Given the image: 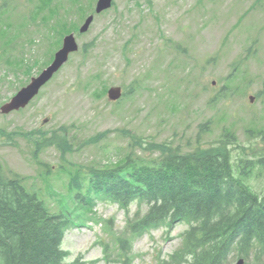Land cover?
<instances>
[{
	"label": "rangeland",
	"instance_id": "1",
	"mask_svg": "<svg viewBox=\"0 0 264 264\" xmlns=\"http://www.w3.org/2000/svg\"><path fill=\"white\" fill-rule=\"evenodd\" d=\"M40 1L8 0L2 5L0 0L12 23L29 21L28 26L22 25L27 30H18L21 38H11L13 44L5 46L0 40V103L48 63L56 45L52 38H45L46 33L50 35L45 29L54 24L69 29L66 19L81 25L86 15L94 13L96 0H59L53 2L56 6L49 2L48 9L56 15L47 22H41L40 16L46 17L48 12H37ZM148 1L113 0L112 7L94 15L87 31L76 36L78 50L39 95L21 111L0 114V129L6 132L0 133V165L6 173L24 176L26 188L37 191L51 211L70 202L61 200L67 171L120 161L121 147L154 156L157 152L151 153V142L179 145L185 151L195 142L209 145L231 131L235 140L230 147L236 159L245 156L241 146L243 152H260L264 136V5L253 10L255 0ZM29 11H36L38 32L31 30L36 24L31 28L30 17L22 16ZM61 18L64 21L59 24ZM84 43L87 47L82 51ZM246 47L248 58H244ZM4 51L34 59L31 74L11 72L10 65L1 61L6 57ZM237 60H243L239 71H232L235 74L226 79ZM115 84L133 86L135 91L109 102L102 89ZM258 92L249 105L247 94ZM208 120L209 130L202 131L200 124ZM60 127L68 134L72 151L61 157L51 146L36 149L41 133L49 136ZM251 127L257 129L254 135L246 132ZM46 165L52 166L49 174ZM247 181L263 194L264 168L256 167L254 175L251 170ZM92 209L99 222L88 220L86 226L65 232L62 247L69 251L65 261L81 256L83 261L98 259L95 264H116L114 237L124 226V214L115 204L99 200ZM108 219V228H104L103 220ZM184 226L178 224L169 232L159 227L136 237L130 253L137 255L130 264H156L155 254L165 256L178 246L177 234ZM99 239L108 245L105 253L96 244ZM104 254L108 261L102 260Z\"/></svg>",
	"mask_w": 264,
	"mask_h": 264
},
{
	"label": "trees",
	"instance_id": "2",
	"mask_svg": "<svg viewBox=\"0 0 264 264\" xmlns=\"http://www.w3.org/2000/svg\"><path fill=\"white\" fill-rule=\"evenodd\" d=\"M2 1L5 5L8 0ZM42 5L47 8L46 0ZM7 11L0 7V18L10 26L12 17ZM28 15L22 14L24 18ZM24 22L10 27L9 34L7 27H0L1 42L8 45L22 25L28 26ZM53 134L57 136L45 141L56 138L57 144H62L58 134ZM228 137L226 133L213 145H198L188 151L179 145L151 142V151L158 153L148 157L121 147L117 164L89 170L84 196L80 195L78 176L72 177V199L78 206L81 200L90 205L92 198L110 197L126 206L139 198L152 202L140 224L169 215L193 221L176 264L187 254L191 255L189 264H225L230 250L243 256L245 264H264V193L260 195L245 182L249 170L235 166ZM64 148L69 147L66 144ZM125 166L133 167L134 172L122 175ZM69 218L60 212L50 213L44 202L24 187L21 177L6 173L0 165V264H61L65 252L60 241Z\"/></svg>",
	"mask_w": 264,
	"mask_h": 264
},
{
	"label": "water",
	"instance_id": "3",
	"mask_svg": "<svg viewBox=\"0 0 264 264\" xmlns=\"http://www.w3.org/2000/svg\"><path fill=\"white\" fill-rule=\"evenodd\" d=\"M109 2L110 0H98L96 10L98 11L108 6ZM89 20L90 18L87 19L83 28L86 27ZM75 48L76 46L73 43L71 37H66L64 39L63 47L56 53L55 61L46 70H44L38 78L33 79L31 84H29L26 88H24L21 92H19V94L16 97H14L10 103L1 107V110L8 111L10 108L18 107L19 105H22L28 98H30L35 93L38 86L50 76L52 71L61 62H63L66 59L67 53L71 50H74Z\"/></svg>",
	"mask_w": 264,
	"mask_h": 264
},
{
	"label": "bare ground",
	"instance_id": "4",
	"mask_svg": "<svg viewBox=\"0 0 264 264\" xmlns=\"http://www.w3.org/2000/svg\"><path fill=\"white\" fill-rule=\"evenodd\" d=\"M60 138V137H59ZM196 150V149H195ZM211 152V151H210ZM221 163V162H220ZM250 205V204H249ZM248 246V245H247ZM231 251V250H230ZM208 253V252H207Z\"/></svg>",
	"mask_w": 264,
	"mask_h": 264
}]
</instances>
